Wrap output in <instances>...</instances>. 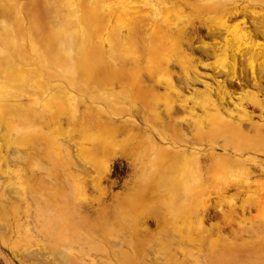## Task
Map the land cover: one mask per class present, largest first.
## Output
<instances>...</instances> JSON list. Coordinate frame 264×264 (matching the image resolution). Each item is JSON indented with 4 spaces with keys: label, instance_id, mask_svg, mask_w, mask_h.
<instances>
[{
    "label": "rangeland",
    "instance_id": "1",
    "mask_svg": "<svg viewBox=\"0 0 264 264\" xmlns=\"http://www.w3.org/2000/svg\"><path fill=\"white\" fill-rule=\"evenodd\" d=\"M263 117L264 0H0V264H264Z\"/></svg>",
    "mask_w": 264,
    "mask_h": 264
},
{
    "label": "bare ground",
    "instance_id": "2",
    "mask_svg": "<svg viewBox=\"0 0 264 264\" xmlns=\"http://www.w3.org/2000/svg\"><path fill=\"white\" fill-rule=\"evenodd\" d=\"M250 37V36H249ZM251 38V37H250ZM260 71V70H259ZM226 72V71H225ZM256 72H257V70H256ZM231 79V78H230ZM242 80H243V84H250V82H249V80L245 77V76H243L242 75ZM226 84L227 85H230L231 84V81L230 80H228V81H226ZM251 84L253 85V86H255L257 89L258 88H260V84H259V82H257V81H255V80H253L252 82H251ZM223 86V85H222ZM226 90H225V88H223L222 90H221V93L220 94H223V93H226L225 92ZM260 92V91H259ZM258 93V92H257ZM228 95V94H227ZM238 96V95H237ZM246 98V97H245ZM245 98H243V99H245ZM255 99V98H254ZM248 100V99H247ZM243 101V100H242ZM232 102V101H231ZM237 103V102H236ZM250 103V102H249ZM255 103V102H254ZM252 106V105H251ZM238 108V107H237ZM256 108V107H255ZM241 110V109H240ZM262 116V115H261ZM242 117H243V119H244V121L246 122V123H251V120H252V115L251 114H248V113H246V112H243V115H242ZM260 117V116H259ZM264 118V117H263ZM260 140H258V142H259ZM250 143V142H249ZM257 145V144H256ZM260 145V144H259ZM258 145V146H259Z\"/></svg>",
    "mask_w": 264,
    "mask_h": 264
},
{
    "label": "flooded vegetation",
    "instance_id": "3",
    "mask_svg": "<svg viewBox=\"0 0 264 264\" xmlns=\"http://www.w3.org/2000/svg\"><path fill=\"white\" fill-rule=\"evenodd\" d=\"M247 77H249L248 74H247ZM245 85L246 87L248 86L247 88H249L248 84H245ZM229 88L230 90H233L234 92H239L241 88L245 89L244 85H241V84L238 85L235 82L231 83Z\"/></svg>",
    "mask_w": 264,
    "mask_h": 264
}]
</instances>
